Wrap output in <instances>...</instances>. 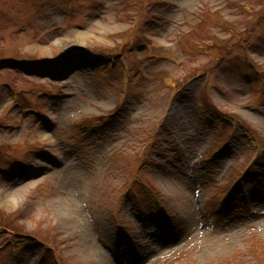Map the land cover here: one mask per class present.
<instances>
[{"label": "rangeland", "instance_id": "1", "mask_svg": "<svg viewBox=\"0 0 264 264\" xmlns=\"http://www.w3.org/2000/svg\"><path fill=\"white\" fill-rule=\"evenodd\" d=\"M242 124L264 0H0V264H264Z\"/></svg>", "mask_w": 264, "mask_h": 264}, {"label": "bare ground", "instance_id": "2", "mask_svg": "<svg viewBox=\"0 0 264 264\" xmlns=\"http://www.w3.org/2000/svg\"><path fill=\"white\" fill-rule=\"evenodd\" d=\"M248 164H249V163H248ZM251 166H253V162L251 163ZM247 173H248V172H247ZM242 177H243V176H242ZM241 180H242V179L240 178V180H236L235 183H238V182H240ZM235 183L232 184V187H233V188H234V186H235V185H234ZM235 187H236V186H235Z\"/></svg>", "mask_w": 264, "mask_h": 264}, {"label": "trees", "instance_id": "3", "mask_svg": "<svg viewBox=\"0 0 264 264\" xmlns=\"http://www.w3.org/2000/svg\"><path fill=\"white\" fill-rule=\"evenodd\" d=\"M233 190H235V188L233 189ZM234 192H236V191H234ZM8 226V225H7ZM9 227V226H8Z\"/></svg>", "mask_w": 264, "mask_h": 264}]
</instances>
